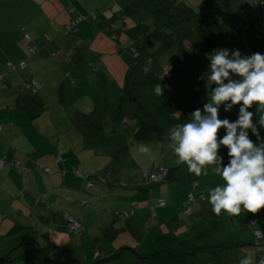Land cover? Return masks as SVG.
I'll return each mask as SVG.
<instances>
[{
	"label": "rangeland",
	"instance_id": "obj_1",
	"mask_svg": "<svg viewBox=\"0 0 264 264\" xmlns=\"http://www.w3.org/2000/svg\"><path fill=\"white\" fill-rule=\"evenodd\" d=\"M73 19L78 26L67 32L65 25L71 24ZM255 19H259L255 4L243 0H230L229 4L224 0H0V75L5 76L3 83L0 82V124L3 127L0 141L8 137L26 143L29 145L26 150H37L31 158L35 166H44L37 160L45 162L49 158L47 162L51 159L52 166L45 164L51 168L50 172L60 173L55 184L48 187L41 174L29 179L30 173H27L26 185L39 182L40 193H24L22 201L18 199L21 197L18 192L9 198L10 210L8 214L3 213L0 242L6 239L14 249L9 252L10 259L0 264H149L129 249L123 251V256L103 259L107 249L111 245L116 247L127 235H131L127 246L139 251L147 228L152 226L155 231L162 217L161 211L156 210L157 217H146L147 221L138 223L141 228L138 234L121 233L118 238V230H122L124 224L113 226L107 222L115 206H119L120 194L124 197L135 189V193L144 194L146 198L158 199L159 195L168 200V204H174L182 189L188 190L182 185V179L191 181L193 177H183L185 173L181 171L186 172L187 166L177 163L169 138L161 140L154 134L147 141H138L134 136L137 125L144 118L155 121L157 107L173 98V89L166 84L171 88L180 86L177 68L171 73L165 72L168 63L176 66L178 47L181 57L189 55L195 40L201 38L200 44L211 41L209 32L217 28H222L227 38L233 20L251 22L249 33L255 37L259 30ZM106 26L113 28L112 36L103 30ZM254 37L245 36L244 40L255 42ZM227 39L232 47L240 43V37ZM10 62L14 68L6 67ZM20 63L26 67H21ZM192 64L190 59L186 67H194ZM8 72H13L9 78ZM32 78L38 83L35 92L27 88ZM192 79L199 83L204 81L201 77ZM155 83L162 85V96L154 92ZM186 90L192 91L190 86ZM29 101H37L39 105L30 108L35 114L33 119L27 120L25 107ZM202 101L197 106L202 108ZM169 116L177 120L164 125L167 133L190 118L179 115L177 110ZM218 116L232 120L236 112L225 113L222 105ZM5 119L7 123L2 121ZM54 154L61 162L54 159ZM161 164L165 169L175 164L178 170L181 167L178 171L181 173L172 180L154 184L145 181L143 170L158 173ZM25 168L26 172L40 173L30 165ZM76 169L84 171L88 178H78L73 173ZM59 181L66 184L60 185ZM87 181L91 187L86 191ZM199 183V190L208 193L222 181L215 176L212 186L207 180ZM202 196L191 203L193 214L194 204L206 200L207 195ZM80 198H88L89 203L81 207ZM179 209L170 228L173 223L185 226L188 220L194 225L193 220L201 218L186 214L182 206ZM76 212L89 215L83 225L81 223L78 234L71 232L69 226L65 227L68 216L79 220L74 216ZM225 215L222 212L221 216ZM263 216L261 211L258 217L252 214L251 218H259L262 224ZM48 217L56 220L57 230L52 229ZM239 218V222L245 220L243 214ZM212 222L194 229L201 233L210 229L216 236ZM254 223L259 226L256 219ZM239 227L242 225L235 229ZM234 232L239 236L238 230ZM250 236L254 244L263 242L256 235ZM205 238L204 235L203 240ZM147 239L145 244H148ZM67 242H70L68 247L51 258L44 253L45 248L65 247ZM242 248L196 253L194 257L189 256L188 264H233L234 258L243 255ZM25 250L29 257L23 259L19 255ZM256 252L264 257V251L256 249Z\"/></svg>",
	"mask_w": 264,
	"mask_h": 264
},
{
	"label": "clouds",
	"instance_id": "obj_2",
	"mask_svg": "<svg viewBox=\"0 0 264 264\" xmlns=\"http://www.w3.org/2000/svg\"><path fill=\"white\" fill-rule=\"evenodd\" d=\"M257 3L264 5V0ZM205 56L209 64L201 78L207 100L190 113L188 122L170 129V146L177 163L194 176L206 177L211 170L221 178L206 197L214 215L255 214L264 209V118L254 120L264 113V53L216 48ZM154 92L163 95L160 83L154 84ZM222 105L225 113L237 109L234 120L219 118ZM221 129L224 134L218 139ZM221 147L226 149L223 155ZM239 264H264V257L245 255Z\"/></svg>",
	"mask_w": 264,
	"mask_h": 264
},
{
	"label": "crops",
	"instance_id": "obj_3",
	"mask_svg": "<svg viewBox=\"0 0 264 264\" xmlns=\"http://www.w3.org/2000/svg\"><path fill=\"white\" fill-rule=\"evenodd\" d=\"M224 2H227L229 4L230 0H224ZM235 21L236 20H233L231 22V28L238 23L249 22L247 20L236 21V22ZM255 21L258 23L257 28H259V29L261 28V30L264 32V21H262V20L259 21V19H255ZM224 33L225 32L222 30V28H217L215 31L209 32V35L212 38V40L215 41V40H220V38L222 39L224 37ZM244 38H245V35H241L240 43L237 44V47H231L229 49H239V50H241L242 53L250 55V53L248 51L246 52V50L250 49L248 46L249 43H246ZM256 41L254 43L255 45L258 44V43L256 44ZM244 47H245V49H244ZM262 49H264V45L259 44L258 48L256 49L254 47V49H252V51L254 50L256 52H261ZM98 64L99 63H97V65ZM208 64H209V61L206 62L205 66L207 67ZM168 65L169 64L166 65V68ZM168 71L171 73V68ZM12 73L13 72H8L6 74V76L7 77L10 76ZM178 74H179V72H178ZM175 75H176V71H175ZM4 79H5V76H4ZM32 80H33V78H32ZM177 82H179L178 79H177ZM39 87H40V85H39ZM27 88H28V86H27ZM36 90H37V88H36ZM36 90H32V91L35 92ZM186 97H189V98H186V99L180 98L177 101H173L172 103L167 104L161 110L158 111L157 116L158 115H160V117L166 116L167 114L173 113V111L176 112V110H177L179 115L184 114V115H186L185 118H187V117H190V113H192L195 109L201 108L200 106H197L201 100H203L204 103L207 100V96L204 98V97H201L199 95H194V94H192L191 97L190 96H186ZM38 105L39 104L37 101H35V102L29 101L28 103H26L25 109H26V113H27V117H26L27 120L34 118L35 113L30 112V108L38 107ZM6 106H7V104H6ZM23 107H24V105H23ZM5 109H8V107H6ZM249 110L254 111V108L249 109ZM236 111H237V109L234 108L232 110V112H230V114L231 113L233 114ZM261 118H264V113H257V115L254 116V120L256 119L257 121H259ZM6 120L7 119L2 120V121H6ZM232 120H234V117L232 118ZM181 121L184 122V120L182 118H181ZM6 123H7V121H6ZM2 130H3V127H2ZM262 135H264V133H262ZM26 147L29 148V145H27L26 143L24 144L23 142H15V141L9 139L8 137H5L0 141V160H1V162H0L1 163L0 164V228H2V226H3V221H4V217H5L3 213L8 214V211L10 210V205H9V202H10L9 198L10 197H13V195H15L18 192L21 195V197H18V199L20 201H22L24 199V198H22L24 193H26V194H32V193L37 194V193H40V191H41V186H40L39 182H37V181H35L36 183L31 182L34 184L33 186L31 184L26 185L25 178H26L27 173H30L28 175L29 179L32 177L35 179V176L37 174H41L44 178V183H45L46 187H48L50 184L54 185L57 176H59V174H60L57 170L56 171L54 170L53 173L50 172L51 168L49 166H46V164H45V162H46V163H49V165H51V163H52L51 159L47 162V159H49V158L44 160L45 162H43L42 160H37V161H39V163H41V165H44V166H42V167H38L37 165L35 166V163L31 161V158L33 155H35L37 153V150L36 149H34V151H32L31 149L26 150ZM219 152L225 153L226 149L221 147L219 149ZM49 153H50V151H49ZM46 156L50 157L51 154L46 153ZM53 157L56 161H58V163L61 162L60 159H58L57 154H54ZM23 164L25 165L24 167L22 166ZM26 165H30V167H35L37 170H39L40 173H37L36 170H28V172H26V168H25ZM174 165L175 164H172L165 169V168H162L163 165L161 164L159 166L160 169L157 172L159 173L160 170H164L167 172L168 169L174 168L173 177L178 176L181 172H183V173H185V174H183L184 175L183 177L188 176V177H193V179H196L197 183H198V187L200 185L199 182H202L204 180H207V182L211 183V186H212L214 177L217 176L214 173H212L211 170L209 171V175L206 177L205 176L196 177L192 173H190L187 169H186V172L181 171L179 173L178 171L181 170V167H179V170H178V167H176V165L175 166ZM43 167H48V172L44 171ZM76 170L73 173L75 175H77L78 178H82L83 176H79L78 174H76ZM64 173H66V172H64ZM66 177H67V175H65V179H66ZM83 178H88V175L86 174V176ZM20 181H21V183H20ZM27 183H30V181ZM59 183H60V185L66 184L62 181H59ZM87 183H88V181H87ZM87 183L84 186V189L86 191L88 190V188L91 187V185L87 186ZM182 183H183L182 185L187 186L188 190L185 191L184 189H182V191L180 193L181 195L179 197V200L177 201L178 204L177 203L168 204V202H167L168 200L163 199L165 201V204L163 206L157 205V201L162 198L161 196L158 195L157 196L158 199H156L155 196L153 199L152 198H146V195H144V194L140 195L138 193H135L136 192L135 189H133L134 191H132V193L129 192L128 195H126L124 197L122 194H120V198H118L119 206H117L116 205L117 203H115V205H116L115 208L117 207L116 210H113V212H112V210L108 209V212H112V215H111L110 220L107 223H109V225H113V226L119 225L121 223L124 224L123 229L118 230V234H117L118 238L121 237L120 236L121 233L123 235H124V233L130 234L133 231L134 232L133 234H135V233L138 234V229H141L140 227L138 228V223H140L141 221L142 222L147 221L146 217H147V219L157 217L159 212H157L156 210H160L162 217H160L158 222H157V225H159L158 228H156L155 231L153 230L152 226L147 228V235L145 236L144 240L141 241V247L138 248L139 249L138 252L143 253V252H147V251L151 250L154 246H156L154 236L166 234L168 236V238L170 239V242L174 243L175 245H180L182 242L187 243L189 247H193V246H197V245H204V244L219 245V248H208L209 251H213V252L216 249H220L221 251L224 250L223 249L224 246H222V245H225V244L237 245L233 248H230L229 250H234L236 248L238 249L239 247L240 248L243 247L240 250L243 252V255H241L239 259L237 258L238 262L245 255H252L256 260H258L257 257H261L260 254L256 252V249H257V251L258 250L264 251V247H262V246L261 247L260 246L255 247L254 243L251 242L252 240L250 239L251 238L250 234H252V235H254V234L252 233L253 231L251 232L252 227L250 228V226L247 224V221L249 219H253V218H251L253 213L244 214L243 216H244L245 220L244 221L241 220V222H239L240 220L239 221L237 220V219H240L239 217H229L228 215H225V216H221V215L216 216L215 215V217H214L213 216L214 214L211 211V205L207 202V199H206L202 202L198 201L194 204V214L192 213L193 210L191 208L190 216L194 215L195 217H201L199 220H193L194 225L189 224V220H188L187 223L185 224V226L182 224L177 225V223H173L171 225V228H170V224L172 223V220L175 217H178L176 211L178 212V210L181 209V208L179 209L180 206H182V208H183V201L186 199V195H187L188 191L190 190L189 189L190 181H188V178H187V180L182 179ZM16 185H18V188L20 186L19 190H18V188L17 189L15 188ZM13 188L15 190H13ZM168 188H169V186H166V189H168ZM196 192L198 193L197 195H200L201 193L208 195V193H205L204 190H203V192H200V190H198ZM167 194H168V192H167ZM80 199H81V201H80L81 207L82 206L84 207L89 203L88 198H80ZM166 203L168 204L169 207L166 210L162 211V209L165 207V205L167 206ZM179 204H181V205H179ZM3 210H5V211L3 212ZM124 210L132 211V214L126 216ZM261 211H263V210L262 209L259 210L257 213H255V215H257V217H258ZM74 216L77 219H79L83 225L84 220H87L89 215L83 214V213L80 214V213L76 212L74 214ZM212 216L214 218H211ZM257 217H255V219L258 221L259 226L254 225V227H256L259 230L262 229L264 231L263 220H261V218H260V220L262 221V224H261L259 221V218H257ZM262 218H264V216ZM51 219H52V217H48V223H50L53 230H57V227L55 228V225H57L56 220L54 221L52 219L53 221L51 222ZM65 221H66L65 227L67 228L69 220L65 218ZM207 221H213L212 226L215 227V230H217V233H218L216 236H215V234H213V231H210L209 228H208L209 230L204 231V233H201L199 231H195L194 227H201ZM260 224H261V226H260ZM241 225H242V227L235 229V226L237 227V226H241ZM188 229H191V231H188ZM200 230H201V228H200ZM236 230H238L239 236H236V234H234L235 233L234 231H236ZM139 234H140V232H139ZM181 235H184L183 236L184 238H181ZM204 235L206 237L205 240H203ZM130 236L131 235H127V238H125L123 236V239L120 240V242L118 243V245L116 247L115 246L113 247L111 245L110 248L107 249V253L103 256V258L110 257L113 255L114 256L117 255L114 257V258H117L119 256H123V254H122L123 251H126L128 249L129 250L133 249V248L128 247L129 244L131 243L130 241L128 243V238ZM0 238H1V235H0ZM22 239L25 240L26 238L23 237ZM146 239L148 240V244L147 243L145 244ZM2 240H4V239H2ZM167 241H168V239H167ZM199 241L201 242L200 244H199ZM3 242H0V263H2L4 261L7 262L8 259L10 258L9 252L12 249H14L12 245H10L9 243H6L7 242L6 239ZM239 243H240V245H238ZM68 244H70V242H67V244H65V247L64 246H58L57 248H59V253H60V251H63L65 248H67ZM29 247H30L29 244H27V248H29ZM51 247H56V246H50L48 248H45L44 253L47 254L48 249ZM254 248H256V249H254ZM135 251H137V250H135ZM62 253L64 254L65 252H62ZM134 255L136 256V254H134ZM232 256H234V254ZM19 257H22L23 259L28 258L29 255L27 254V250L22 252L19 255ZM220 257H221V255H220ZM234 259H236V258H234ZM238 262L236 261L237 264H239ZM233 264H235V263H233Z\"/></svg>",
	"mask_w": 264,
	"mask_h": 264
},
{
	"label": "trees",
	"instance_id": "obj_4",
	"mask_svg": "<svg viewBox=\"0 0 264 264\" xmlns=\"http://www.w3.org/2000/svg\"><path fill=\"white\" fill-rule=\"evenodd\" d=\"M255 7L257 8V17L260 20L264 21V5L258 6L257 4H255ZM73 21H76V20L73 19ZM77 24H78V22L74 26L69 28V29H67L66 25H65V30L67 32L68 31H73L78 26ZM245 24H248L247 28H245ZM236 25H239V27L236 28ZM236 25L231 28V33L229 34L228 37L236 38V37H241V35H245L246 38H253L254 37L251 33H249V31H250V29L252 27L251 22L238 23ZM194 29H198V28L194 27ZM103 30L105 32H107L108 34H110L111 36L113 35L112 34L113 28H111L109 26H106V27H104ZM257 31L258 32L255 35L256 38L254 37V39L257 40L256 44L257 43L258 44L255 45L254 44L255 42L254 41L250 42V39H249V43H251V45H249L250 49L246 50V52L248 51L250 54L256 52L254 50L252 51V49H254V47L257 49L259 44L264 45V32L261 30V28L259 30H257ZM227 38L223 37L222 39L220 38V40H215V41H213L211 39V41H208V42L205 41L203 44L199 43V40L201 38L197 39V40H195V42L193 44L192 50L190 49L191 50L190 54L189 55L182 54V57L179 54V47H178V57H177L176 66L173 63H168V64L171 67V72L174 69H176V68L178 69V72H179V75H180L181 79L178 80L179 82H177V83L180 84V86L178 88L177 87L176 88H171L169 84H166L167 88H169L170 90L173 89L172 90L173 98H171L170 100H164L160 104V106L157 107L158 111L161 110L167 104H170L173 101H177L180 98L181 99L189 98V97H186V96H190L191 97L192 94L199 95V96L204 97V98L206 97V87H205L206 81L201 78L202 80H204L203 82H200V83L199 82H194L192 77L200 78V77H202V74L206 72L208 66L206 67L205 65H206V62H208V60H207V58L205 56V53H210L213 49H216V48H228L229 49V48L232 47L230 45V43H229ZM182 47H184V49H187L185 47V45H182ZM261 53H264V49H262ZM148 59H150V57H148ZM190 59L193 60L194 64H192V65L194 67H191V68L189 67V69H188V67H186V65H187V62L190 61ZM6 66L9 67V68H11V67L14 68L15 67L11 62H10V64L7 63ZM24 67H25V65H24ZM0 76H1L0 82L3 83L4 76L3 75H0ZM188 86H190L191 89H192V91H189V93H188V90H186V89H188ZM214 86L215 85H213V87ZM185 87H186V89H185ZM172 114L173 113H170V114H167L166 116H162V117H160V115H158V116L156 115L157 117L154 119L155 121H153V122H150L149 118H144V120H141L138 123V125H137L138 128H137V130L135 132V135H134L136 140H138V141H147L154 134H156L157 138H159L161 140L167 139L168 138L167 130H166V127L164 125L168 124L170 120L174 121L176 119V118H169L170 117L169 115H172ZM230 115H232V113ZM223 134H224L223 130L221 129L219 131L218 139ZM219 153L221 155H223L222 152H219ZM173 172H174V168L168 169L167 172L165 173V176L163 178H161L160 180H162V181H166L167 179H171L172 180L173 179ZM160 180H158L156 182H159ZM145 181L151 182V183H156V182H152V181H148V180H145ZM194 182H196V186L192 187ZM189 189L192 190L193 193L196 195V199L194 201L190 202L189 204H187V195H186V199L183 202V210L185 211L186 210V206L188 205L189 208H190V211L188 213H191V203H193L197 199H199L203 195V193H201L200 195H197L195 193L196 191L199 190L198 183H197L196 179H192L190 181ZM200 192H203V191L200 190ZM158 201H157V203H158ZM262 210L264 212V209H262ZM124 212H125L126 216L132 214V211L124 210ZM188 213L186 212V214H188ZM254 220L255 219H249L247 221V224L250 226V228L252 227L251 228L252 231L254 229H257L256 227H254ZM261 233H262V236L261 237H257V238H260L261 240H263V242L261 244H258V245L254 244L255 247L256 246L264 247L263 246L264 245V232L261 231ZM253 234H254V232H253ZM154 237H155L156 246H154L151 250L142 253V252H138V251H135V250L131 249L136 254V257L141 258L143 260H146L149 264H186V263L188 264L189 256H193L194 257L196 255V253L198 254V253H201V252H206V251H208V248H219V245H216V244H211V245L204 244V245H197V246L189 247L187 243L182 242L180 245H175L174 243L170 242V239L168 238V236L166 234H161V235L154 236ZM167 239H168V241H167ZM238 245H240V243ZM222 246H224L223 247L224 250H222V251L226 252L230 248H233V247H235L237 245H235V244H231V245L225 244V245H222ZM52 248H55V247L49 248L48 251H47V254L50 252V250ZM115 256H117V255H115ZM115 256L113 255V256H110V257H105L103 259L109 260V259H113ZM233 260H234V263H236V261L238 262V259H233ZM98 261H100V260H98Z\"/></svg>",
	"mask_w": 264,
	"mask_h": 264
},
{
	"label": "built area",
	"instance_id": "obj_5",
	"mask_svg": "<svg viewBox=\"0 0 264 264\" xmlns=\"http://www.w3.org/2000/svg\"><path fill=\"white\" fill-rule=\"evenodd\" d=\"M243 1L247 4H257L258 6H262L260 3H257V0H243ZM76 23H77V21H72V23L70 25L69 24L66 25V28L69 29L72 26H74ZM238 27H239V25H236V28H238ZM247 27H248V24H245V28H247ZM20 64L19 65L21 67H24V63H20ZM170 68L171 67H169V70H170ZM0 79H1V76H0ZM27 86L29 88H31L32 90H35L38 87V83L33 79ZM1 130H2V126L0 124V131ZM0 162H1V160H0ZM43 170L48 172V167H43ZM165 173H166V171H164V170H160L159 173H153L152 171L143 170L144 179L148 180V181H152V182H156V181L160 180L161 178H163L165 176ZM76 174H78L79 176H83V177L86 176V174L81 170H76ZM90 185L91 184L88 182L87 186H90ZM195 186H196V182L193 183L192 187H195ZM195 199H196V195L193 193L192 190H190L187 194V204L194 201ZM157 204L160 206L164 205L165 201L160 199ZM185 211L187 213L190 211V208L188 205L186 206ZM68 218H69V229H70V231L74 232L75 234L80 233L81 228H82L81 222L79 220L71 218L70 216H68ZM253 232L257 237L262 236L261 231L258 229H254ZM58 252H59V248H56V247L52 248L50 250V252L48 253V256L51 258L53 255L57 254Z\"/></svg>",
	"mask_w": 264,
	"mask_h": 264
}]
</instances>
